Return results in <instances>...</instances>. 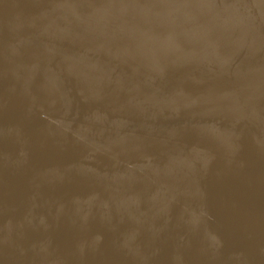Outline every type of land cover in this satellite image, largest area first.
<instances>
[{"label":"water","instance_id":"1","mask_svg":"<svg viewBox=\"0 0 264 264\" xmlns=\"http://www.w3.org/2000/svg\"><path fill=\"white\" fill-rule=\"evenodd\" d=\"M0 264H264V0H0Z\"/></svg>","mask_w":264,"mask_h":264}]
</instances>
